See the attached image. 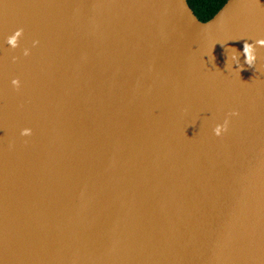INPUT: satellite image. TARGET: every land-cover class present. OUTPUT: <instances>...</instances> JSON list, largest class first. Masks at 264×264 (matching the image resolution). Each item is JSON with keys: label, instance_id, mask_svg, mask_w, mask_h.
Masks as SVG:
<instances>
[{"label": "water", "instance_id": "obj_1", "mask_svg": "<svg viewBox=\"0 0 264 264\" xmlns=\"http://www.w3.org/2000/svg\"><path fill=\"white\" fill-rule=\"evenodd\" d=\"M258 39L264 0H0V264H264Z\"/></svg>", "mask_w": 264, "mask_h": 264}, {"label": "clouds", "instance_id": "obj_2", "mask_svg": "<svg viewBox=\"0 0 264 264\" xmlns=\"http://www.w3.org/2000/svg\"><path fill=\"white\" fill-rule=\"evenodd\" d=\"M22 34H23V29L21 28V29L16 30L12 35H10L9 37L6 38V44L9 46V48L11 50L14 51L18 47V42H19L20 38L22 37ZM240 40H243V38H241ZM236 41H239V40H236ZM245 41H247V40H245ZM37 44H38V41H33L32 46L36 47ZM220 45L223 46L224 44H220ZM257 48L264 49V39H258V40L253 41L252 43L245 42L243 44L242 53L237 52V50L235 48H229L232 52L230 60H231L232 64L236 65L235 71L238 74L240 71L243 70V66L241 65L240 59H239L241 55L244 57L243 63L245 65H247L248 68H254L255 67L256 61H257V54H256ZM22 55L24 57H27L29 55V50L24 49L22 52ZM16 59H17L16 57H12V62L15 63ZM226 66H227V63H226ZM11 86L13 89L18 90L20 87L19 79H13L11 81ZM237 115H238V113H236V112L229 113V116H237ZM228 124H229V120L225 119L223 124L216 125L212 130L213 135L215 137L219 138L223 133L227 132ZM20 135L22 137H29L31 135V130L30 129H23L20 132Z\"/></svg>", "mask_w": 264, "mask_h": 264}, {"label": "trees", "instance_id": "obj_3", "mask_svg": "<svg viewBox=\"0 0 264 264\" xmlns=\"http://www.w3.org/2000/svg\"><path fill=\"white\" fill-rule=\"evenodd\" d=\"M194 16L204 21L208 19L225 0H185Z\"/></svg>", "mask_w": 264, "mask_h": 264}]
</instances>
